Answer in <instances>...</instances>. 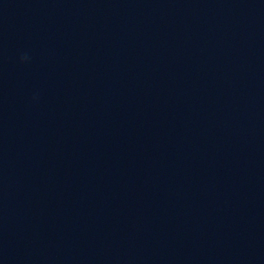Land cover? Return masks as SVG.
<instances>
[{
	"label": "water",
	"instance_id": "1",
	"mask_svg": "<svg viewBox=\"0 0 264 264\" xmlns=\"http://www.w3.org/2000/svg\"><path fill=\"white\" fill-rule=\"evenodd\" d=\"M0 264H264V0H0Z\"/></svg>",
	"mask_w": 264,
	"mask_h": 264
},
{
	"label": "clouds",
	"instance_id": "2",
	"mask_svg": "<svg viewBox=\"0 0 264 264\" xmlns=\"http://www.w3.org/2000/svg\"><path fill=\"white\" fill-rule=\"evenodd\" d=\"M19 60H20V62L23 63V62L29 60V57L27 55H22V56H20Z\"/></svg>",
	"mask_w": 264,
	"mask_h": 264
}]
</instances>
